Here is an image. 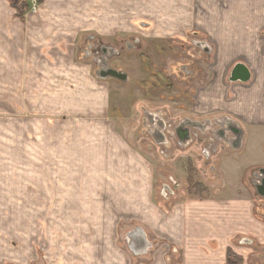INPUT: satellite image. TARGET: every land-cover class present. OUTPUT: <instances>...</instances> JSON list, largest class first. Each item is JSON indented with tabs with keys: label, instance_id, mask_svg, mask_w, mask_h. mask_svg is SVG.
<instances>
[{
	"label": "crops",
	"instance_id": "obj_1",
	"mask_svg": "<svg viewBox=\"0 0 264 264\" xmlns=\"http://www.w3.org/2000/svg\"><path fill=\"white\" fill-rule=\"evenodd\" d=\"M40 6L29 21V7L20 16L8 0H0V63L16 64L5 66L16 72V78L24 80L29 74L25 64L31 63L40 78H54L49 73L51 68L54 75L58 73L54 67L58 62H69L71 71L74 47L90 35L148 32L145 44L156 41L179 47L199 40L211 49L210 67L191 94L185 88L179 90L183 99L191 96L192 109L182 107L171 115L193 120L228 116L244 131L240 149L220 143L208 167L202 169L209 176L204 193L174 201L168 196L160 202L151 158L136 143L140 101L128 111L119 106L117 116L128 112L134 117L120 131L116 126L123 121L110 119L105 109L104 88L84 87L75 96L77 103L72 98L71 104L79 111L89 106L100 110V120L113 125L110 138L116 144L109 155L97 152L95 157H83L81 165L72 169L66 162H56L57 166H49V173L101 176L97 188L88 182L82 188L78 199L82 206H98L103 191H112V206L136 208L144 216L141 226L150 244L148 264H225L229 248L244 257V264H264L253 260L257 245L264 248V197L251 182L253 172L264 167V0H43ZM238 62L252 72L247 83L229 80ZM137 86L132 88L135 96L141 94ZM90 94L95 96L92 104ZM163 108L170 112L168 103ZM195 149L190 153L200 164ZM186 153L180 154V162ZM181 171L187 176L189 167ZM106 175L112 176L107 181L113 185L104 188Z\"/></svg>",
	"mask_w": 264,
	"mask_h": 264
},
{
	"label": "rangeland",
	"instance_id": "obj_2",
	"mask_svg": "<svg viewBox=\"0 0 264 264\" xmlns=\"http://www.w3.org/2000/svg\"><path fill=\"white\" fill-rule=\"evenodd\" d=\"M35 4L37 11H33ZM40 5L39 0L28 3L29 21L33 14L37 15ZM145 34L124 31L114 35H90L74 47L71 71L69 62H58L54 66L58 67L56 75L51 68L49 74L54 78H40L33 72L31 63L25 64L28 76L18 79L15 71L5 69L6 65L16 64L0 63V264H113V261L148 264L150 261L148 249L140 253L131 246L139 240L138 233L130 240V233L139 231V227L143 229L144 216L136 213V208L112 206L109 200L112 191H103L98 206H82L78 201L86 183L97 188V178L101 176L49 173V166H57L56 162H66L72 169L81 165L83 157H95L97 152L109 155L116 144L115 139L110 138L113 125L100 120V110L97 112L89 106L88 110L79 111L71 104L72 98L73 104L77 103L75 96L84 87L104 88L105 109L110 119L123 121L116 126L120 131L124 130L123 124L134 117L128 112L117 116L119 106L128 111L132 104L140 101L136 143L138 149L151 158L155 196L160 202L168 196L174 201L205 192L203 185L209 176L202 169L208 167L212 158L202 154L205 136L200 135L202 140L193 138L189 146H181L175 127L185 118L173 117L171 111L177 113L182 107L186 111L192 109L191 96L183 99L179 90L185 88L191 94L196 82L203 81L200 76L210 67V55L193 45L166 46L156 41L145 44L144 39L149 38L148 32ZM129 44L134 46L129 48ZM104 45L119 51L111 57L106 54V61L125 71L127 81L98 74L104 65L101 50ZM181 64L194 65L196 74L189 77L181 73ZM229 73L230 70L228 76ZM135 84L140 88L138 96L132 90ZM92 96L88 98L90 104L94 102L95 96ZM166 103L170 112L163 108ZM146 111L163 118L164 142H157L153 136L160 125L146 118ZM194 131L197 129H192V134ZM195 147L200 164L196 163L193 152L190 153ZM181 153H186L184 162H180ZM184 166L193 173L182 174ZM191 175L194 183L202 185L201 190L191 188ZM104 178V188L111 187L113 184L107 179L112 180V176ZM164 192L167 194L163 195ZM255 252L254 262L264 263V248L257 245ZM237 255L245 261L243 256Z\"/></svg>",
	"mask_w": 264,
	"mask_h": 264
},
{
	"label": "water",
	"instance_id": "obj_3",
	"mask_svg": "<svg viewBox=\"0 0 264 264\" xmlns=\"http://www.w3.org/2000/svg\"><path fill=\"white\" fill-rule=\"evenodd\" d=\"M138 41L139 40H136V42ZM133 46V44H129V48H132ZM101 50L104 54V65L98 71V74L104 78L112 77L120 81H127L129 77L125 71L110 66L109 63L106 61V54L108 55V57H111L114 54H119V51L106 45L101 46ZM205 51L207 53L211 52L209 48L205 49ZM251 78L252 72L250 71V68L243 62L236 63L232 68L229 76V80L232 82L240 81L243 83H247L251 80ZM163 114H166V111H163ZM145 115L146 118H148L153 124L157 123L158 125H160V128H155L153 136L155 137L157 142H164L165 139L162 130L165 127V122L163 118L160 117L158 113L150 111H146ZM192 129L200 130L202 134L210 133L217 139L219 143L226 142L232 149H240L242 147L244 131L239 125L238 121L228 116L205 120H192L191 118H185L183 120H180L178 125L175 127V130L177 136L179 137V144L181 146H189L192 143ZM251 182L254 188L256 189L257 194L259 196L264 197V167L259 168L258 170H255L253 172V178ZM166 194V192L163 193V195ZM139 232L142 234V236H139V241L136 240L134 244H131V246L134 245L136 249L139 250L140 253H142L150 247L144 230L139 227V231H132L129 235V238L130 240L131 238L134 239L132 237V234L136 235ZM129 243L132 242L129 241Z\"/></svg>",
	"mask_w": 264,
	"mask_h": 264
},
{
	"label": "trees",
	"instance_id": "obj_4",
	"mask_svg": "<svg viewBox=\"0 0 264 264\" xmlns=\"http://www.w3.org/2000/svg\"><path fill=\"white\" fill-rule=\"evenodd\" d=\"M8 1H9L10 5L14 9L17 10V12L20 16L24 15L25 11L28 8V4H26L23 0H8ZM39 1L42 2L43 0H39ZM189 172H192L191 168H189ZM189 184L191 185V188L201 190L202 185L194 183L193 175L190 176ZM243 262H244V260L242 257L235 254L232 249H228L226 264H243Z\"/></svg>",
	"mask_w": 264,
	"mask_h": 264
},
{
	"label": "built area",
	"instance_id": "obj_5",
	"mask_svg": "<svg viewBox=\"0 0 264 264\" xmlns=\"http://www.w3.org/2000/svg\"><path fill=\"white\" fill-rule=\"evenodd\" d=\"M33 11H37V5H34ZM200 135H204L205 145L202 149V154L205 158H210L218 149L217 139L210 133L202 134L199 130L193 132V138L202 140Z\"/></svg>",
	"mask_w": 264,
	"mask_h": 264
},
{
	"label": "flooded vegetation",
	"instance_id": "obj_6",
	"mask_svg": "<svg viewBox=\"0 0 264 264\" xmlns=\"http://www.w3.org/2000/svg\"><path fill=\"white\" fill-rule=\"evenodd\" d=\"M192 45L194 46V48H199V49L202 48L203 50H205L207 48L206 46L201 44L199 40H193ZM180 66H181L180 69L182 71L181 73L186 74L189 77L196 74L195 69H194V65L192 66V64H181Z\"/></svg>",
	"mask_w": 264,
	"mask_h": 264
},
{
	"label": "bare ground",
	"instance_id": "obj_7",
	"mask_svg": "<svg viewBox=\"0 0 264 264\" xmlns=\"http://www.w3.org/2000/svg\"><path fill=\"white\" fill-rule=\"evenodd\" d=\"M100 53V51H98ZM101 62V60H99Z\"/></svg>",
	"mask_w": 264,
	"mask_h": 264
}]
</instances>
